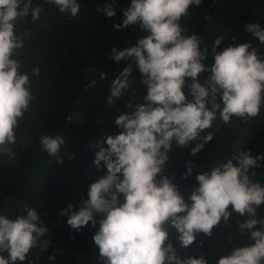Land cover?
Masks as SVG:
<instances>
[{
    "label": "clouds",
    "instance_id": "clouds-1",
    "mask_svg": "<svg viewBox=\"0 0 264 264\" xmlns=\"http://www.w3.org/2000/svg\"><path fill=\"white\" fill-rule=\"evenodd\" d=\"M44 3L69 20L81 9L77 0ZM202 3L130 0L122 9V23L113 24L116 30L136 25L147 35L123 50L111 49V60L131 63L112 81L107 103L113 105L131 88L133 64L146 95L133 111L115 118L120 131L107 135L106 146L95 153L96 168L103 166L106 174L88 186V198H82L78 211L72 204L60 211L77 233L89 222L95 226L97 215L102 217L92 237L99 251L98 264H208L203 255L182 258L171 238L175 236L180 248L186 249L201 233L211 237L213 229L222 221L227 224L233 212L242 218L238 228L241 234H249L248 239L240 245L229 236L231 248L216 264H264V218H257V209L264 204V186L248 175L250 168L261 167L264 155L254 157L247 150L218 160L210 171L196 174L198 186L187 196L173 182L174 176L164 174L174 145L196 156L215 138L208 131L214 122L232 126L233 118H238L248 123L264 108V54L250 42L235 44V37L233 44L218 50L225 39L221 33L211 49L214 63L208 66L204 62L208 49L201 50L205 34L185 35L188 27L183 20ZM115 6L112 0L104 7L97 5L96 12L112 18ZM43 12L33 0H0V163L14 162L17 146L26 148L31 142V137L22 142L18 137L35 100L32 77L40 76V68L32 67L30 73L22 70L19 57L30 33L17 34V25L29 16L33 22L40 20ZM243 29L264 44L259 23H245ZM201 73H208L202 83ZM100 75L105 77L103 72ZM126 107L133 108L132 102ZM65 143L63 136H39L41 151L58 164L63 163L59 154ZM195 167L194 161H185L182 178L191 176ZM48 234L28 204L13 217L0 215V264H34L29 259L32 250L45 251L51 243L45 239ZM199 246L203 247L202 240ZM47 259L54 264L55 254Z\"/></svg>",
    "mask_w": 264,
    "mask_h": 264
},
{
    "label": "trees",
    "instance_id": "trees-1",
    "mask_svg": "<svg viewBox=\"0 0 264 264\" xmlns=\"http://www.w3.org/2000/svg\"><path fill=\"white\" fill-rule=\"evenodd\" d=\"M77 2L81 4L80 13L69 20L67 15L45 4L44 0H33L34 5L44 8L40 20L33 22L29 16L17 25V34L30 33L19 57L24 65L22 70L30 73L32 67L39 66L40 76L32 77L35 100L22 125V135L18 137L20 142L31 137V142L26 148L17 146L14 162L0 163V215L13 217L26 204L37 211L40 221L49 230L45 239L51 243L43 252L38 248L32 250L29 259L34 264H53L47 258L54 254V264H98L99 251L92 237L102 217L97 215L95 226L89 222L77 233L70 228L67 217L61 216L60 211L69 204L78 211L82 198H88V186L106 174L103 166L99 170L96 168L93 162L95 153L106 146L107 135L120 131L115 118L133 111L136 104L144 102L143 96L146 95L141 74L133 64L129 80L135 82L122 97L115 99L113 105L107 103L112 81L131 63L111 60V49L117 47L123 50L147 35L136 25L119 30L113 28L114 23H122V9L130 5V0H116V15L112 18L96 12L97 5L104 7L112 0ZM245 23H259L264 28V0H203L199 7L191 9V16L183 20L188 27L185 35L205 34L201 50L208 49L209 54L204 61L208 66L214 63L211 49L221 33L225 39L218 50L233 44L235 37V44L250 42L259 53L264 54V44L244 31ZM91 68L97 69V72L89 71ZM101 72L105 73L103 79ZM207 76L208 73H201L200 82ZM184 91L188 93L187 88ZM129 101L133 108L126 107ZM217 128L219 131H216ZM208 131L214 132L215 138L196 156L190 155L189 149L175 148V145L169 153L164 174L175 177L173 182L185 196L198 186L196 174L210 171L218 160L247 150H251L254 157L264 155V108L257 118L248 123L233 118L232 126H228L217 120ZM41 134L65 138L66 143L59 154L63 163L58 164L41 151ZM187 160L194 161L196 167L193 174L184 179L181 174L186 171ZM260 164L259 168H250L248 175L250 180L264 186V160ZM252 172L256 175L253 176ZM257 218H264V204L257 209ZM240 219L233 212L227 224L222 221L213 229L211 237L201 233L197 242L186 249L180 248L175 236L171 242L182 258L203 255L208 264H216L231 248L229 236L240 245L247 241L249 234H241L238 228ZM201 240L203 247L199 246Z\"/></svg>",
    "mask_w": 264,
    "mask_h": 264
}]
</instances>
